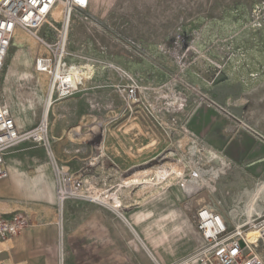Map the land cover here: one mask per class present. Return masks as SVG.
Wrapping results in <instances>:
<instances>
[{
	"label": "rangeland",
	"instance_id": "374dc122",
	"mask_svg": "<svg viewBox=\"0 0 264 264\" xmlns=\"http://www.w3.org/2000/svg\"><path fill=\"white\" fill-rule=\"evenodd\" d=\"M86 14L88 19L85 20L79 12L76 13L69 37L70 60L93 64L97 70L91 83L87 82L81 92L88 95L95 92L94 85L102 84L98 87L116 92L118 102L111 100L115 104L107 111L89 105L91 115L76 119L74 116H59V113L53 116L62 101L57 99L49 110L50 145L22 146L25 149L22 159L33 174L46 161L54 168L55 215L53 225L48 228L54 235L55 249L59 247L55 262L174 263L189 254L198 243L195 230L197 211L202 206L212 210L220 207L213 197L220 191V185L229 182L235 172L231 165L223 167L219 156L216 162L207 158L206 166L202 168L199 164L203 153L199 152L197 141L193 139L197 134L191 135L185 127L198 133L199 116L220 115L228 116L235 123L238 121L233 116H252L264 128V0H93ZM56 20L59 23L55 24L61 26L62 21ZM21 34L26 37L25 46L11 47L6 57L0 77V98L12 108L15 117L21 109L26 111L22 116V128L29 129L36 126L45 109L48 110L50 79L41 73L46 81L45 88H42L34 77L24 74V69L35 65L36 58L46 51L36 39ZM13 60L18 63L17 69L12 66ZM120 66L126 70V76L136 75V81L143 89L139 101L131 109L125 106L115 88L119 82L129 83L128 78L122 79L115 71ZM9 74L10 80H6ZM183 97L186 98L185 109L178 112L170 101L178 105ZM84 98L86 101L95 99L92 95ZM200 100L201 103L197 104ZM86 117L89 121L83 123ZM119 117L126 119V126L122 128L125 135H120L121 138L118 134L122 132L116 129L118 123L113 122ZM55 118L68 122L63 139H69L73 146L75 168L67 170L77 175L94 173L100 182L96 186L99 189H106L109 180L116 184L126 179L128 186H120L117 192L122 208L125 203L130 205L134 192L143 187L142 182H156V175L173 166L179 172L171 174L172 182L180 183L187 196L180 187L173 185L168 197L147 208L133 204L126 210L127 218L109 212H88L86 203L77 206L81 212H72L70 205L68 212L64 210L59 224L56 182L57 169L62 167L54 151ZM93 121L95 123L90 124ZM238 124L264 144V136ZM88 127H96L100 132L103 129L104 134H100L97 143L102 144L106 138L107 148L111 136L110 139L120 142L129 154V163L120 172L115 171L111 178L91 170L98 162L97 157L103 155V149L86 163L92 155L88 153L86 142L89 138L94 139L93 134L87 136L90 133ZM77 133L83 136L82 139ZM91 162L95 163L90 165ZM218 166L222 176L216 178L213 174ZM146 169L152 172L143 174ZM200 172L208 180L197 184L193 177ZM263 177L264 173L257 180ZM45 185L50 192L49 184ZM144 185L142 189L149 194L156 192L157 186L162 191L167 189H163V184L155 188L152 184ZM84 199L93 200L87 197L75 200ZM72 207L75 208L74 204ZM183 217L187 222L189 219L194 232L187 231ZM130 223L145 243L153 245L156 239L160 240L156 258L149 254ZM63 238L66 249L64 244L60 245ZM93 238L100 241L93 243Z\"/></svg>",
	"mask_w": 264,
	"mask_h": 264
},
{
	"label": "crops",
	"instance_id": "0c3cea01",
	"mask_svg": "<svg viewBox=\"0 0 264 264\" xmlns=\"http://www.w3.org/2000/svg\"><path fill=\"white\" fill-rule=\"evenodd\" d=\"M99 85L101 86L102 84L94 85L95 87L93 86V88L95 89V92L89 93L88 95L80 92L82 93L80 97H77L78 93L74 96L62 99L53 116H57L58 113L60 114L59 116H74L76 119H79L81 116H90L92 113L90 112L92 111V108L89 106L90 101L87 98V101L89 102L87 103L84 96L92 95L95 99L102 100L103 103H110L111 100L116 103L118 102V95L115 91L111 88L107 89L106 87H98ZM203 94L208 96L206 93ZM209 98L213 100L212 97ZM213 101L217 103V101ZM114 102L112 103L115 104ZM200 103L201 100L197 104ZM117 106L119 108V103ZM233 117L238 122L235 123L228 116H199L198 122L200 126L198 133L193 132L188 127H185V129L197 134L196 138H193V136H191V138L197 141L200 149L199 152L201 154L203 153L200 159L202 162L199 164L201 167L206 166L205 161L207 158L203 155H205L207 150L211 149L220 157L221 165L223 167L229 168L231 165L235 171L229 182L220 185V191L213 198L215 202L220 204V207L215 211L221 212L226 217H232L233 221L240 223L243 219L252 216L254 212L264 210V199L258 198L257 200L259 188L261 185H264V177L262 180H257L264 173V144L255 140L252 134L248 132V129L238 123L246 125L248 128L262 136H264V128L260 127L259 124L254 121L252 116ZM54 120V151L56 153L57 161L60 162V165L64 170H72L75 168V165L73 164V146L69 139H63V134L66 132L67 128L65 124L68 122H63L56 118ZM85 121H89V118L86 117L83 120V123ZM113 122L118 123L116 129L119 132H122V128L126 126V119L122 117L117 119L114 118ZM94 123L95 121L90 124ZM114 124L113 126H115ZM87 126H89V124ZM88 129L90 133L87 136L90 137L93 134L94 139L91 140L89 138V142H86L88 153L92 154L86 159V163L91 158L93 159L95 155H98L100 149H103V155L97 157L98 162L91 170L98 174H104L107 178H111L115 171L120 172L129 163V154L122 147L120 142H115V139H110L111 136L108 137L109 145L107 148L106 138L105 141H102V144L100 142L97 143L96 141L101 136L100 134L103 133V129L101 132L96 127H88ZM94 131H97L98 134H94ZM77 134L79 135V138L82 139L83 136L79 133ZM120 135L124 136L125 134L122 132V134H118L119 137ZM111 140H114V142L111 143ZM26 144L33 143H23L12 150L7 156L6 167L10 175L8 178L0 180V213L5 217H11L15 213L25 212L29 215L30 225L20 234L6 240L5 251L1 258L7 263L12 264H56V250L59 247L55 249L56 241L50 228H48L53 225V218L55 215V207L53 206L55 204V184L54 191L49 192L45 183L38 184L33 180L35 174L28 170L22 159L25 151L22 146H25ZM100 145H102L103 148H99ZM238 155L240 157H237ZM202 170L204 171V169ZM218 171L219 168L216 172ZM221 176L222 173L220 174V177ZM126 181L127 180L123 178L120 182L115 184L113 181L109 180L105 184V187L109 188L111 186V193L117 195L120 186H128ZM173 185L180 187L183 194L187 196L180 183L174 184L171 182L163 188H167L165 191L160 189L155 193H152L151 191L150 194L148 191L139 188L132 196L133 202L130 201V205H127L129 202L125 203L127 205L124 206L125 209L122 207H113L111 203L99 204L96 200L90 201L84 199L75 201L69 200L66 203L65 211L68 212L71 205L70 210L76 212L79 204L86 203L88 212L102 211L104 214L109 212L114 213L117 217L127 218L125 216V213L127 212L126 210H129L133 204L147 208V206L168 197L169 188ZM72 203L75 208L72 207ZM240 203L241 205H238ZM96 206H98V208ZM78 212H81V208H79ZM234 212L237 214L234 215ZM182 219L187 231L194 232L189 219L188 222L184 220V217ZM130 225L132 226L131 223ZM132 228L135 235L137 234L143 244L148 248L147 250L149 251V254L153 258H156L155 251L158 249L160 240L156 239L153 245H149L148 243H145L144 239H142L136 232L134 226H132ZM98 241H100L98 238L92 239L93 243ZM61 244H64V249H66V241H64V238L61 240L60 245Z\"/></svg>",
	"mask_w": 264,
	"mask_h": 264
},
{
	"label": "built area",
	"instance_id": "2783aa9c",
	"mask_svg": "<svg viewBox=\"0 0 264 264\" xmlns=\"http://www.w3.org/2000/svg\"><path fill=\"white\" fill-rule=\"evenodd\" d=\"M92 1L0 0V77L17 34L25 33L45 49L46 52L36 58V69L50 79L48 110L45 109L40 122L32 128H21L12 108L0 98V180L10 175L6 161L12 150L27 142L37 146L50 145L49 110L52 104L57 99L62 100L80 93L86 83L93 80L96 74L93 64L80 65L69 57V37L74 17L79 12L83 19H88L86 13ZM57 9L61 11V26H57L59 22L55 18ZM124 70L122 66L115 68L122 79L128 78L129 83L119 82L115 84V88L125 106L131 109L139 101L143 89L136 81V75L129 73L132 76H126ZM90 105L99 111L113 109V103H103L100 99L91 100ZM94 163L91 162L90 165ZM91 184L100 185L94 173L77 175L58 167L56 201L59 224L69 200L86 197L96 200L88 191ZM29 225L30 218L25 212L15 213L11 217L0 213V264H12L1 258L5 242ZM195 230L198 235L197 245L189 254L171 264H264V210L254 212L251 219L237 224L231 217L202 206L196 214ZM249 231L257 232L254 241L248 238ZM157 263L162 264L159 261Z\"/></svg>",
	"mask_w": 264,
	"mask_h": 264
},
{
	"label": "bare ground",
	"instance_id": "6f19581e",
	"mask_svg": "<svg viewBox=\"0 0 264 264\" xmlns=\"http://www.w3.org/2000/svg\"><path fill=\"white\" fill-rule=\"evenodd\" d=\"M90 7H91V5H90ZM90 7H89V9H90ZM89 9H88V11H89ZM60 16H61V11H60V9H57L55 11V18L56 19H61ZM19 34H17V37H16L17 39L15 40V43H14V45H12V47H14L15 45H16V47H24L25 46L24 40H25L26 37L24 35H22L21 33H19ZM8 54H9V52H8ZM80 65H84V64H80ZM12 66L13 67L15 66V68L17 69L18 63L16 62V60H13ZM94 68H95V66H94ZM95 70H96V68H95ZM24 74L27 75V76L34 77L35 80H36V82L42 88H45L46 81L44 79V75L41 74L40 72H38V70L36 69V61H35V65L33 63V65H31L29 68L24 69ZM96 74H97V70H96ZM10 76H11V74L8 75V77H7L6 80H10ZM181 99L178 101V102L181 101L178 105H176L175 102H171L170 101V104H172L173 106L177 107L178 112L179 111H183L185 109V105H186L185 104L186 98L183 97V99L182 100ZM25 113H26V111L23 110V109H21L19 112H17V116L16 117H17V120L19 121L18 123L20 124L21 127L23 126L22 125V122H23L22 116H25ZM185 130H186V132L191 133V135H196V134H194L193 132H191L188 129H185ZM203 156L206 157V158H208V159H210V160H214V162H216V160L218 158V155L216 154V152H214L211 149L207 150V152ZM218 167H219V171L216 172L215 174H213L214 177H216V178H219L220 177V174H221V171H220L221 168H220V166H218ZM149 171L152 172V170L146 169V171L143 174L149 175ZM175 172H177V174H178L179 170H178V168L176 166H173L171 169H165V172L164 173L159 174V175H156L157 176V179H158L156 182H153V181H144L141 184L143 185V187L145 186L144 184H152L153 185V188H155V186L156 185H159V184H163V186H166L167 184H170L172 182V179L173 178H171V174L172 173H175ZM33 178H34L33 180L35 182H37L38 184H41V183H45L46 184V183H48L49 186H50V190H51L50 192H53L54 191V184H55V179L56 178L54 176V168L52 167V165H51V163L49 161L44 162L40 166V170H37V173H35V175L33 176ZM193 179L198 181V182H195L197 184L200 183V181L207 182V180H208L207 179V176H205L201 172H200L199 175H196L195 177H193ZM147 180H149V179H147ZM156 189L160 190V188L158 186H157ZM88 190L91 193V197L95 198L98 201L100 200L101 202H105V203H108L107 201H109V202H111V204H113L112 206L113 207H116V208L118 206L121 207V205H122V203H121L122 201L118 197V195H115V193H111V190H112V187L111 186L105 192V188L104 189H99L94 184H91V186L89 187ZM152 193H155V192L152 191ZM258 198L264 199V185H261L260 188H259V192H258V195H257V200H258ZM233 214L236 215L237 213L234 212ZM251 217L252 216L247 217L246 219H243L242 221H244V220L247 221V220L251 219ZM237 224H239V223H237ZM256 236H257V232H255V231H249L248 232V238L250 240L254 241L255 238H256Z\"/></svg>",
	"mask_w": 264,
	"mask_h": 264
}]
</instances>
